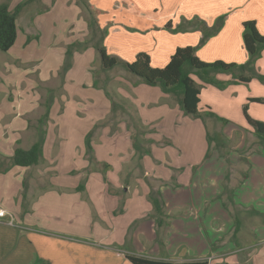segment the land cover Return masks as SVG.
Returning a JSON list of instances; mask_svg holds the SVG:
<instances>
[{"label":"crops","instance_id":"0c3cea01","mask_svg":"<svg viewBox=\"0 0 264 264\" xmlns=\"http://www.w3.org/2000/svg\"><path fill=\"white\" fill-rule=\"evenodd\" d=\"M7 1L13 9L23 0ZM89 1L106 31L108 52L125 61L147 51L153 64L164 66L179 45L196 44L200 31L177 42L180 33L162 28L168 20L172 27L194 16L213 25L218 15L231 12L218 36L197 49L204 61L248 60L242 38L246 20H255L264 34V0H173L169 9L153 8L149 0ZM42 2L49 9L35 10L32 4L22 9L17 40L0 54V207L7 211L0 217V264H126V253L175 262L208 259L212 264L226 257V264H264V221L259 215L246 216L237 238L226 236L235 218L220 197L227 167L218 151L206 156L208 120L190 117L175 96L129 75L134 81L120 83L117 91L153 129L146 137L153 142L151 154L141 160L142 171L128 120L119 112L112 117V93L94 72L98 49L91 43L75 51L72 66L60 76L68 45L92 37L87 14L77 0ZM148 43L155 46L147 48ZM212 45L221 49L218 55ZM261 54L255 75L263 77V84L252 79L249 83L257 89L249 97L264 99V49ZM120 77L115 79L122 82ZM58 79L59 84L50 85ZM98 123L102 126L94 128ZM225 124L228 137L235 129L256 135L229 119ZM41 127L45 139L40 162L14 165L15 150L31 148ZM90 132L91 156L86 144ZM197 140L200 146L189 148ZM248 159L247 175L235 188L234 199L264 212V146L252 150ZM149 178L160 179L161 186ZM152 187L161 190L167 213L161 241L152 217Z\"/></svg>","mask_w":264,"mask_h":264},{"label":"trees","instance_id":"16d2710c","mask_svg":"<svg viewBox=\"0 0 264 264\" xmlns=\"http://www.w3.org/2000/svg\"><path fill=\"white\" fill-rule=\"evenodd\" d=\"M33 1L36 0H23L13 9L10 7V2L7 0L0 3V49L2 51H8L15 44L18 36L17 17L22 9ZM77 2L88 15V23L92 28V37L90 40L76 41L68 45L65 60L59 72L62 78L72 66V58L75 51L86 49L92 43V45L98 49L101 55L102 69L110 70L118 64H123L130 72L137 75L143 82L149 85L160 86L164 92L175 96L183 110L192 117L202 118L204 122H207V117H212L216 120H222V122L226 123L228 122V119L219 116L213 110L208 112L207 117L200 110V93L202 85L196 82L193 75H199L202 78L200 79L203 81V83L218 84L219 80L217 78V74L219 72L231 74L234 78V81L236 82H249L253 77L252 74H257L255 70V63L264 49V34L260 32L256 21L253 19L243 22V39L249 54V58L245 62H227L221 59L212 62L202 60L197 55V49L207 42L209 36L220 31V23L222 20L221 17H219V19L216 20L215 26H213L208 25L205 21L199 18H193L192 20H195V22L198 23V27L203 31L200 45L197 47L192 45L179 46L165 66L156 67L152 65V59L149 53L144 51L139 52L133 61H122V59L111 55L104 44L106 31L100 26L90 1L77 0ZM192 20L183 22L184 25L186 24L185 26H187V28L182 25L179 26V28L190 29L189 26H191L190 24L192 23ZM111 100L112 117H115L117 112L120 110L124 111L129 110L130 108V106H125L116 101L113 95H111ZM255 100L264 101L262 98H255ZM51 102L52 99L50 102H47V111L45 115L42 116L40 121L43 124L44 122H47ZM245 114L249 123L252 125L254 132L264 145V121L254 119L247 113V110H245ZM129 119L128 127L132 132L133 145L135 149L134 158L137 165L143 171L141 160L146 154H151L150 144L153 141L145 137L148 130L145 128L146 125L142 122L141 118L136 114L135 111L133 114L130 113ZM106 123L107 121H104L102 125H105ZM100 125L101 124L98 123L94 128L99 127ZM112 128L114 131L117 129L116 126H113ZM40 130L41 136L31 148H17L15 150V153L12 157V162L14 165L31 166L40 162L43 155V142L45 139V130L42 127ZM216 139L218 141L217 144L221 145L225 138L214 136L208 131L209 149L206 156L211 155L212 142L214 140L216 141ZM91 140L92 132H90L86 138V144L90 156L92 154L91 151L93 150ZM226 156L227 155H225V157ZM246 175L247 173L245 174V177ZM220 197L223 199L224 206L230 209L232 215L235 218L233 237L237 238V234L239 233L240 226L243 222L242 216L244 214L246 216L252 214L259 215L264 221V212H261L253 207H247L236 203L234 199L235 187L230 184L229 174H226L224 189ZM150 199L153 205L152 217L156 221L158 240L161 241V230L168 223L165 202L162 197L161 190L154 189V187H152ZM215 247L216 246H214V248ZM126 258L132 264H210L208 259L175 262L164 259H152L137 255L135 253H126Z\"/></svg>","mask_w":264,"mask_h":264},{"label":"rangeland","instance_id":"374dc122","mask_svg":"<svg viewBox=\"0 0 264 264\" xmlns=\"http://www.w3.org/2000/svg\"><path fill=\"white\" fill-rule=\"evenodd\" d=\"M175 1L178 2V0H175ZM30 4H32L31 7L34 8L35 10H39V8H41L42 11H46L47 9H49L48 5H46L43 2L41 3V1H39V0L33 1ZM173 4H174L173 0H149V3H148V5L153 6V8L163 7L164 9H169L171 6H173ZM230 15H231V12H229V11H225L224 13L218 15L217 18L214 19V22L212 23L213 26H215L216 20H218L219 17H221L222 21L220 23V26L222 29L223 27H225L226 22L228 20V17H230ZM87 17H88V15H87ZM192 18H194V16ZM179 19H181V14L179 15ZM169 22H170V20L165 22L162 25V28H164V30H166L170 33H174V34L180 33V36L182 38H179V39L177 38V42H179V40H181L182 42H184V40H191L189 35H192L194 32L200 31L201 35L199 33V38H198V41L196 42V44H189V45L196 46V47L200 45L203 31L198 27V25H197L198 23H196L195 20H192V23L190 24L191 26H189L190 29L179 28V26H181V25L184 26L185 28H187V26H185L186 24L184 25V23H181V22H179V23H181L180 25L178 22H176L175 25H172V27H174L172 29V27L170 25H168ZM217 27H218V25H217ZM221 29H220V31H221ZM88 31L90 33V36H92V28L90 27L89 24H88ZM219 32L214 33L211 36H209L208 40H211L212 38H215L216 36H218ZM87 36H89V34H87ZM242 38H243V33H242ZM89 39H91V38H89ZM213 41H215V40H213ZM138 44H140L139 41H138ZM206 44L207 43H204L201 46L204 47ZM154 46L155 45H153V43H148L147 48H153ZM179 46H181V45H179ZM185 46H188V45H185ZM211 47H213V49H216V51H218L217 55L221 51V49L215 45H212ZM96 52H97L98 58H96L95 62L93 63V67L95 69L94 72L96 73V77H98L97 80L100 79L99 81H101L102 84H103V82L105 83L106 88H108L109 92L112 93L111 95H113L115 97L116 101H118L119 103H121L125 106H129L128 104H126L127 101L125 100V99L128 100V98H125V99H123L124 97L121 98L120 96H122V95L118 93L117 87L120 86V83H124V85L127 86V83L129 85L130 80L134 81V78L129 77V75L134 76V77H138V76L133 74L132 72H130L122 64H118L115 67H113L112 69H110L111 72H109L110 70H108V72L110 73L108 75V72L105 71L104 69L100 70L102 67V63H101L102 59L100 57L101 55H100L99 51H96ZM145 52H147V51H145ZM1 53H3V51L0 50V54ZM221 56L224 57L225 53H222ZM218 59L224 60L223 58L214 57V58L209 59L208 62H212V61H215ZM224 61H226V60H224ZM227 62H236V61L229 60ZM152 65L158 66V67L163 66V65H155L153 63H152ZM219 75H226V77H228V79L224 80ZM117 76L118 77L121 76L118 79H121L122 82L115 79ZM193 76H194L196 82H198L196 78H199V79L201 78L197 74H194ZM252 76H253L252 79L256 78L257 81L259 80L260 83L263 84V81H261L263 78H261V77L258 78L254 74H252ZM217 78L219 80L218 84H215V83L205 84L202 81L198 82L199 84L202 85L201 86V93H200V98H201L200 110L203 112V114L206 117L208 116V112L210 110H213L219 116L226 118V119H229L230 122L237 123L238 125H241V127L245 128V129H247V128L253 129L252 125L249 123L248 118L245 114V110H247V113L251 117L259 119V117H262L264 115V101H257V100H255V97H249L250 91H252V89H257V88H254V86L251 87V84L249 82L252 79L249 82H238V81L236 82V81H234L233 76L229 73H226V72H219L217 74ZM57 84H59V79H58V81L53 80L50 85H57ZM204 86H209L210 88L209 89L206 88V91L202 93V88ZM235 87H239V88H235ZM128 88H129V86H128ZM239 91L241 92L240 96H238V93H240ZM254 94H256V92H254ZM252 102H254V103H252ZM130 113L131 114L134 113V111L131 107L129 108V110H124V111L120 110L119 111V115H124L128 121L130 120L129 119ZM187 115H189V114H187ZM189 116L192 117L191 115H189ZM193 118H195V117H193ZM200 119L203 120L202 118H200ZM207 120H208L207 126H208V129L211 132V134L214 136H219V137L225 138L223 140V142L221 143V145L217 144V142H218L217 139H216V141L214 140L212 142V148H211L212 153L211 154L215 153V151H218L220 153L221 159L224 162V166L227 167L226 168V174H229L230 184L236 188L245 179V174H246L248 166H249V159H248L249 154L251 153L252 150H260V148H262L264 146L263 142L259 139V137L257 135H254V134L250 133L249 131L243 130V129H235L232 133V136L228 137L223 132V128L226 125L224 122L217 121L216 119H214L212 117L211 118L207 117ZM36 122H37V119L35 120L34 123L36 124ZM242 124H244V126ZM145 128L148 130V132L145 135V137H147V135L150 134V132H152L153 129L150 128L149 126H145ZM190 137H198V136L193 135ZM200 144H201L200 141L197 140L195 143H191L189 145V148H193L195 146L198 148L200 146ZM208 145H209V142H208ZM208 149H209V146H208ZM225 155H227V156L225 157ZM149 180L151 183H153V185L159 186L161 184L160 179L149 178ZM133 182H135L134 178L131 179L130 184H133ZM242 219L243 220L246 219L245 214L242 216ZM251 223H252V221H251ZM245 224H246L245 221H243L241 226H240V230H244ZM233 232H234V228L230 229L229 233H227L226 236L232 237ZM240 233L241 232L239 231V233L237 235H240ZM225 259H226V257H222L219 259L215 258L213 260L212 264H226ZM234 262H235V260H233L232 263H234ZM232 263H230V264H232ZM121 264H123V263H121ZM126 264H130V262L128 260H126Z\"/></svg>","mask_w":264,"mask_h":264},{"label":"built area","instance_id":"2783aa9c","mask_svg":"<svg viewBox=\"0 0 264 264\" xmlns=\"http://www.w3.org/2000/svg\"><path fill=\"white\" fill-rule=\"evenodd\" d=\"M7 214L6 209L0 207V217H4Z\"/></svg>","mask_w":264,"mask_h":264}]
</instances>
